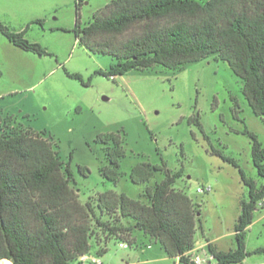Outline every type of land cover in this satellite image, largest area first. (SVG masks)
<instances>
[{"label": "rangeland", "instance_id": "1", "mask_svg": "<svg viewBox=\"0 0 264 264\" xmlns=\"http://www.w3.org/2000/svg\"><path fill=\"white\" fill-rule=\"evenodd\" d=\"M111 1L0 0V24L14 33L26 32L27 41L48 53L23 51L0 32V114L26 130L53 137L54 149L65 164H71L81 202L105 192L138 199L164 176L135 185L130 180L132 168L146 162L166 165L173 173L184 170L175 188L184 190L198 206L201 220L195 242L231 233L241 202L249 199L248 188L239 170L213 156L211 149L235 159L247 177L261 186L264 180L253 164L252 141L243 131L255 133L264 146V118L253 113L242 81L214 55L177 70L157 66L117 78L97 74L116 61L80 45L74 30L77 21L82 28L89 25ZM71 75H80L82 81ZM236 103L240 118L235 117ZM194 116L203 130L190 124ZM120 131L125 134L126 156L121 162L122 178L114 184L100 174L108 162L97 138ZM80 168L87 169L86 176ZM207 185H212V193H197ZM261 215L263 209L255 218ZM138 236L137 246L127 249L110 241L102 256L92 240L88 256L102 264H178L155 258L147 248L151 243L159 253L160 244L141 233ZM233 244L236 247L235 238ZM247 249H264V220L248 231ZM261 263L264 253L251 255L242 264ZM71 264L92 263L89 259Z\"/></svg>", "mask_w": 264, "mask_h": 264}, {"label": "trees", "instance_id": "2", "mask_svg": "<svg viewBox=\"0 0 264 264\" xmlns=\"http://www.w3.org/2000/svg\"><path fill=\"white\" fill-rule=\"evenodd\" d=\"M0 32L17 48L48 53L0 24ZM80 45L116 63L97 74L117 78L133 70L157 66L177 70L185 64L214 55L225 62L242 81V92L253 113L264 118V0H112L93 21L74 30ZM81 80L80 75H71ZM235 117L240 118L236 103ZM203 130L198 116L189 120ZM252 141V159L264 180V146L247 128ZM107 166L101 176L114 184L122 178L125 134L100 135ZM53 137L35 133L0 114V262L12 264H71L88 256L93 240L98 254L108 251L110 241L137 246L138 234L160 244L170 259L196 264L189 255L195 249L198 206L184 191L176 189L184 170L175 173L166 165L141 163L130 180L146 185L158 175L163 179L145 188L138 199L105 192L81 202L74 188L71 164H65ZM211 154L239 170L249 199L241 202L235 225L236 247L222 251L209 244L215 264H242L251 255L247 233L257 211L264 210V183L247 177L238 162L221 150ZM86 176L87 169L80 168Z\"/></svg>", "mask_w": 264, "mask_h": 264}, {"label": "crops", "instance_id": "3", "mask_svg": "<svg viewBox=\"0 0 264 264\" xmlns=\"http://www.w3.org/2000/svg\"><path fill=\"white\" fill-rule=\"evenodd\" d=\"M239 216H240V212L238 213V218H239ZM263 220H264V215H261L260 217L255 218L253 224L250 226V229L252 227H254L255 225H257L258 223L262 222ZM235 225L236 224H234L233 231L231 233H229V232L228 233H222L221 232L220 234H218L214 238H212V237L206 238V242L199 243V244L196 243L195 248L200 249V251L202 252L203 257L205 259V264H215L214 259H211V257L209 255L206 256V253L209 254V250H208L209 244L215 245L218 249H220L222 251H230V250L234 249L235 246H234L233 242H234V238H235V232H234ZM139 236L137 235L138 242L140 239ZM147 250L151 251V254L153 253V255H155V258H157L159 256L158 259H160V260L165 259V258L170 259L167 257V255L165 253H163V250L161 248L159 249V253H158V251H154L153 244H151V243L149 244ZM162 254H164V255H162ZM162 256H164V257L162 258ZM93 258L94 257H92V256L91 257L88 256V259L82 260V261H87L90 259L91 263L94 264L92 261ZM171 260H176V262L178 264H180L178 259H171ZM261 264H264V263H261Z\"/></svg>", "mask_w": 264, "mask_h": 264}, {"label": "built area", "instance_id": "4", "mask_svg": "<svg viewBox=\"0 0 264 264\" xmlns=\"http://www.w3.org/2000/svg\"><path fill=\"white\" fill-rule=\"evenodd\" d=\"M212 192H213L212 185H207V186H205L203 188H199L197 190L198 194H210ZM120 247L123 249L128 248V246L125 244H121ZM189 255L191 257V260L193 262H195L196 264H205V259L203 257L202 252L200 251V249L195 248L192 252L189 253ZM208 255L211 257V259H214L213 256L210 254V252H209V254L206 253V256H208ZM86 259H88V256L84 257L82 260H86ZM92 261L94 264H102V262L96 258H93Z\"/></svg>", "mask_w": 264, "mask_h": 264}, {"label": "water", "instance_id": "5", "mask_svg": "<svg viewBox=\"0 0 264 264\" xmlns=\"http://www.w3.org/2000/svg\"><path fill=\"white\" fill-rule=\"evenodd\" d=\"M12 264V263H11Z\"/></svg>", "mask_w": 264, "mask_h": 264}]
</instances>
